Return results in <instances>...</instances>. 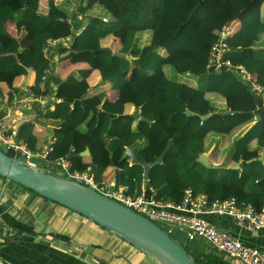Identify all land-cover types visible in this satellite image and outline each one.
Returning a JSON list of instances; mask_svg holds the SVG:
<instances>
[{"label":"trees","instance_id":"obj_1","mask_svg":"<svg viewBox=\"0 0 264 264\" xmlns=\"http://www.w3.org/2000/svg\"><path fill=\"white\" fill-rule=\"evenodd\" d=\"M42 1L0 0V19L25 23L32 40L20 50L18 38L0 32V76L27 75L31 68L36 73L32 87L41 95L50 89L49 80L41 87L50 63L44 52L49 39H70L68 46L58 48L68 61L92 55L87 66L66 79L52 74L62 99L48 109L28 111L35 118L20 127V137L33 151L56 139V148L48 158L51 168H44L60 172L56 164L65 158L73 169L91 167L100 185L111 186L105 181V173L114 166L113 154L136 145L138 156L146 161L166 150L163 163L150 172L149 185L156 189L159 202H180L185 190L191 188L212 200L234 196L241 207L259 209L264 204V160L246 163L264 151V115L258 111L259 98L235 70L207 69L220 30L230 24L235 31L224 59L244 65L264 86V17L259 10L264 0ZM122 31L126 37L116 51L120 56L103 46L102 40ZM133 69L136 76L129 79L127 74ZM93 74L102 83L94 92L90 91ZM182 76L194 77L196 84L182 80ZM107 87L119 91L115 101L106 98ZM15 94V89L7 92L0 83V97L10 100ZM131 105L140 107V112L130 114ZM96 106L100 111L94 109ZM187 109L193 114L188 115ZM228 110L232 112L224 114ZM43 123L53 127L45 126L37 134L38 125ZM238 130L237 138L230 142L229 134ZM213 144L226 157V167L202 161ZM86 149L90 150L89 163L81 154ZM2 150L16 155L10 148ZM236 164L241 167L234 168ZM143 172L141 164L130 165L126 157L116 172L117 184L111 187L124 186L129 194H142ZM171 236L198 264H232L202 239L186 238L183 242L176 232Z\"/></svg>","mask_w":264,"mask_h":264},{"label":"crops","instance_id":"obj_2","mask_svg":"<svg viewBox=\"0 0 264 264\" xmlns=\"http://www.w3.org/2000/svg\"><path fill=\"white\" fill-rule=\"evenodd\" d=\"M46 2L47 0L42 1L43 4ZM261 7L259 10L264 17V9ZM6 31L18 38L23 47L32 44L29 37L30 30L25 23L11 24L5 19H0V32ZM125 37V32H118L103 39L102 44L116 52L122 47ZM162 53L165 51L162 50ZM187 53L192 56L197 54ZM65 58L67 56L60 55L54 68V74L60 75L62 79H66L73 71L87 66L92 55H88L87 59L77 57L72 61ZM135 76V69L127 74L129 79ZM35 77V71L30 68L27 75L17 77L4 73L0 76L3 80L0 83L7 92L15 89L18 94L26 86L34 84ZM181 78L190 84H196L193 78L186 76ZM91 82L90 91L92 92L96 91L95 88L102 87L97 74H93ZM59 91L60 85L57 93ZM106 93V98L112 101L119 97V91L116 89L107 87ZM218 106L219 108L224 107L222 102H219ZM94 109L100 111V106ZM128 111L130 114L139 113L140 107L131 105ZM258 111L260 114L262 111L264 115L262 106H259ZM45 126L53 127L52 124H39L36 133L43 132ZM228 140L232 141L229 137ZM216 146L213 144L210 151L206 153L208 158L210 154L213 157V159H208L210 163H221L226 158L220 154V149ZM72 148L75 151V147ZM124 153L118 151L113 154L114 166L109 167L105 173V181L111 186L117 184L116 172L120 170L121 163L126 158ZM85 157L87 158L84 162L89 163L90 156ZM129 161L131 163L130 158ZM145 183L143 176L142 194L145 191ZM122 188L126 189L124 186ZM202 217L210 220L219 228L227 230L243 243L264 251V229L245 230L226 215L202 214ZM176 234H179L183 242L186 241L187 237L181 228L176 230ZM0 256L5 264H160L140 248L128 243L81 213L50 199L47 200L43 196L11 183L9 179L2 178H0ZM231 261L232 264H242L236 259H231Z\"/></svg>","mask_w":264,"mask_h":264},{"label":"built area","instance_id":"obj_3","mask_svg":"<svg viewBox=\"0 0 264 264\" xmlns=\"http://www.w3.org/2000/svg\"><path fill=\"white\" fill-rule=\"evenodd\" d=\"M81 16V15H79ZM71 22V19H69ZM234 27L225 25L219 32V39L213 45L207 61V69L218 71L233 69L242 76L252 92L259 98L260 106L264 108V86H262L242 64H235L231 59H224V53L230 49V40L234 35ZM69 38L49 39L44 47V52L49 58V65L45 70L44 81L41 87L50 81V89L47 93L38 95L32 85L23 88L16 93L14 98L6 100L0 97V144H5L16 155L28 163L37 164L35 158L49 161V157L56 148V139L47 142L40 150L33 151L28 143L20 137L19 131L23 123L30 121L28 111L37 109L45 110L52 107L62 98L57 93L58 83L51 80L54 74L56 62L60 56L58 48L68 46ZM36 115V114H35ZM73 150V148H72ZM60 172L66 177L75 179L82 184L90 186L98 192L124 204L136 212L146 216L163 227L170 235L181 228L189 241L202 239L214 249L223 253L230 259H236L242 264H264V251L243 243L230 232L219 228L210 220L202 217V214H219L229 216L242 228L249 231L264 229V204L256 209L252 205L241 207L236 197L224 199H210L205 193L196 194L189 188L186 189L180 202H159L156 198V189L149 185L150 198L143 194H129L127 189H115L111 186L100 185L90 172L72 168V163L65 159H59ZM130 165H133L131 162ZM0 264H5L0 256Z\"/></svg>","mask_w":264,"mask_h":264},{"label":"water","instance_id":"obj_4","mask_svg":"<svg viewBox=\"0 0 264 264\" xmlns=\"http://www.w3.org/2000/svg\"><path fill=\"white\" fill-rule=\"evenodd\" d=\"M19 49H23L21 44ZM114 54L122 55L118 52H114ZM218 72H222V70H218ZM231 112L228 110L224 114ZM186 113L193 114L189 109L186 110ZM209 115H202L201 118L206 119ZM165 153L166 150L154 160L146 161L138 156L135 145L127 147L125 150V157L130 158L133 164L138 163L144 167L143 176L146 181L144 195L147 199L151 195L149 190L151 169L155 165L163 163ZM82 155L89 156L90 150L87 149ZM257 159L264 160V151L259 156L248 159L246 163ZM202 161L205 164H210L207 154L203 155ZM214 166L226 167V158ZM233 167L239 169L241 166L236 164ZM0 176L81 213L128 243L140 248L160 264H198L188 254L184 246L163 227L146 216L75 179L54 174L38 165L10 156L1 147Z\"/></svg>","mask_w":264,"mask_h":264},{"label":"rangeland","instance_id":"obj_5","mask_svg":"<svg viewBox=\"0 0 264 264\" xmlns=\"http://www.w3.org/2000/svg\"><path fill=\"white\" fill-rule=\"evenodd\" d=\"M228 5V4H227ZM231 7V5H228V9L231 11L232 9L230 8ZM261 8H263L264 9V5L261 7ZM242 10V9H241ZM240 10V11H241ZM171 68V70H172V72H174V76H175V71H174V69L172 68V67H170ZM76 71V70H75ZM75 71H73V72H75ZM193 79L195 80V78L193 77ZM209 97H211V95H208ZM239 132H237V131H234V132H232L231 134H229V138H230V140H235L236 138H237V134H238ZM0 147H2V148H4V149H8V147L5 145V144H0ZM221 149H224V148H221ZM224 151H225V149H224ZM229 150H227V151H225V152H228ZM209 158H211V159H213V157L211 156V154H210V156H209ZM38 164H40V167L41 168H44V167H46L48 164H50V161H47V160H44V159H41V158H35L34 159ZM49 166V165H48ZM56 166H58V168H61L62 169V167H61V165H59V164H56ZM50 167V166H49ZM51 168V167H50ZM44 169H46V170H48V171H52V169H47V168H44ZM52 172H55V173H57L58 175H61V172H59V171H55V170H53ZM5 180H8V179H5ZM11 183H15L16 184V182H14V181H11V180H9ZM17 185H18V183H17ZM20 186V185H19ZM22 187V186H21ZM160 225L161 226H163V224H161L160 223Z\"/></svg>","mask_w":264,"mask_h":264}]
</instances>
